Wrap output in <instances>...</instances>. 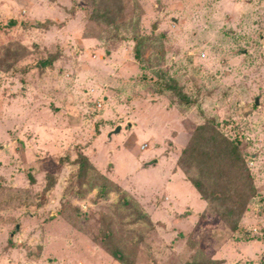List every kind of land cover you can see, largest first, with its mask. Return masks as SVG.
I'll return each instance as SVG.
<instances>
[{
	"label": "rangeland",
	"instance_id": "1",
	"mask_svg": "<svg viewBox=\"0 0 264 264\" xmlns=\"http://www.w3.org/2000/svg\"><path fill=\"white\" fill-rule=\"evenodd\" d=\"M205 124L235 232L171 188ZM209 262L264 264V0H0V264Z\"/></svg>",
	"mask_w": 264,
	"mask_h": 264
},
{
	"label": "trees",
	"instance_id": "2",
	"mask_svg": "<svg viewBox=\"0 0 264 264\" xmlns=\"http://www.w3.org/2000/svg\"><path fill=\"white\" fill-rule=\"evenodd\" d=\"M45 66H47V63H45ZM210 132L211 129L208 124L197 128L196 133L192 136L188 146L183 150L181 157L178 160V166L186 176L187 180L199 193L202 200L207 203L206 211L200 217V221H205L207 215H218L222 218V220L229 224L232 231L235 232L239 228L238 224L245 212L246 203H238V197L235 195L233 190L228 191V186H226V188L224 186L225 179L227 177L225 173L226 167L219 161L223 153L222 148L225 149L227 153L226 155L230 158L227 159L230 160V165L228 167L230 171H235L245 178L246 169L243 165H241L243 162L237 146L227 139H224L219 134L214 135L210 134ZM208 134H210V136ZM206 145H208L207 149ZM198 154L205 156L208 159L209 164L207 163L202 166L195 159H193V157ZM61 163L62 160H60L59 166ZM77 164L79 165L80 175H84L89 171L96 172L95 168L91 165L88 158L84 154L78 155ZM246 173L249 178L248 172ZM100 177L109 186L114 185L106 177ZM54 184L55 180L53 178L49 188L54 186ZM115 188L117 189V187ZM232 192L234 195L231 196ZM253 192L255 194L251 184L248 188V192L246 193L247 198H249V195L254 196ZM121 200H123L125 204L128 203L125 196ZM144 215L141 216L144 218ZM111 256L116 261H123L121 252L115 247H113ZM208 264L212 263L209 262Z\"/></svg>",
	"mask_w": 264,
	"mask_h": 264
},
{
	"label": "crops",
	"instance_id": "3",
	"mask_svg": "<svg viewBox=\"0 0 264 264\" xmlns=\"http://www.w3.org/2000/svg\"><path fill=\"white\" fill-rule=\"evenodd\" d=\"M85 155V154H84ZM86 156V155H85ZM175 176V178H177V180L175 181V183L174 184H172V186L173 187H171L172 189L174 188H177V189H180V188H189V189H191V191L192 192H194V198L192 199L194 202H195V205H196V207H194L192 204H191V206L193 207V211L192 212H195L194 211V209L195 210H197V211H199V213H201V215L206 211V208H207V203L204 201V200H202V198H201V196L199 195V193L196 191V189L192 186V184L187 180V178L185 177V175L183 174V172L180 170V169H178V171H177V173H176V175H174ZM178 177H180L181 178V180L180 181H178ZM107 179H109L108 177H106ZM172 206L174 207V209L175 210H178V209H180V205H179V202L178 201H176L175 199H174V202H173V204H172ZM172 206L171 205H169L168 207L169 208H172ZM190 206V208L192 209V207ZM173 208H172V211L174 210ZM196 211V212H197ZM195 212V213H196Z\"/></svg>",
	"mask_w": 264,
	"mask_h": 264
},
{
	"label": "water",
	"instance_id": "4",
	"mask_svg": "<svg viewBox=\"0 0 264 264\" xmlns=\"http://www.w3.org/2000/svg\"><path fill=\"white\" fill-rule=\"evenodd\" d=\"M256 104L258 105L259 104V100L258 99H256ZM121 131V128H118L117 130H116V133H119Z\"/></svg>",
	"mask_w": 264,
	"mask_h": 264
},
{
	"label": "built area",
	"instance_id": "5",
	"mask_svg": "<svg viewBox=\"0 0 264 264\" xmlns=\"http://www.w3.org/2000/svg\"><path fill=\"white\" fill-rule=\"evenodd\" d=\"M99 107H101V106L99 105Z\"/></svg>",
	"mask_w": 264,
	"mask_h": 264
}]
</instances>
